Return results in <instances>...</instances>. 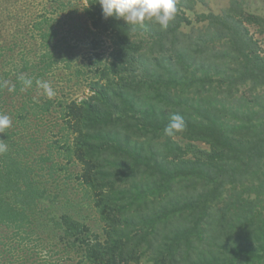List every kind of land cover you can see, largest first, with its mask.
Returning a JSON list of instances; mask_svg holds the SVG:
<instances>
[{
  "label": "trees",
  "instance_id": "1",
  "mask_svg": "<svg viewBox=\"0 0 264 264\" xmlns=\"http://www.w3.org/2000/svg\"><path fill=\"white\" fill-rule=\"evenodd\" d=\"M0 2V264H58L69 246L77 264H264V56L245 26L264 35L263 15L232 0L191 18L176 0L166 29L145 22L147 55L98 0ZM55 77L90 93L49 98L38 82ZM72 178L100 229L61 194Z\"/></svg>",
  "mask_w": 264,
  "mask_h": 264
},
{
  "label": "rangeland",
  "instance_id": "2",
  "mask_svg": "<svg viewBox=\"0 0 264 264\" xmlns=\"http://www.w3.org/2000/svg\"><path fill=\"white\" fill-rule=\"evenodd\" d=\"M28 1H33V7H35L36 9H40L43 4L45 5L47 0H9V6L13 5L14 3L18 6V4L20 3H26ZM242 1L243 6L247 9V12H254L257 14H261L264 16V0H240ZM232 0H185V4L180 8L179 13H186V15L190 16L191 18H195L196 14L198 13H203L205 12L206 14L209 13H222L224 10L232 7L231 4ZM0 6H1V2H0ZM38 6V8H37ZM178 6L176 5V8ZM149 20H145L143 22V24H136L139 27V31L137 33L138 37L140 40H143V45H144V51L147 55H153V54H157V51L159 49V47H156L155 50L152 48V45L154 44V40L151 38V35H149V32L146 31V24L145 22H147ZM153 22V21H152ZM246 27H248L249 31H250V36L253 35L254 38L259 40V44L261 46V55L264 56V35H262L258 30L257 27L254 25H250V24H246ZM186 31H191L190 28H185ZM107 47H104V51H106L107 53ZM86 52H88L87 47H85ZM105 57H107L105 55ZM160 72H162V68L159 69ZM61 79H57V77H55L51 82H50V86L51 88L54 90V93L56 95H61L60 92H62V90L64 89V95L68 94V92L70 90H68L67 87H64L63 82H61ZM248 87H250V84L248 85ZM248 87H245L243 85H241V90L238 93V96L240 94H242V92L244 90H246ZM67 88V89H66ZM256 92H258V90H256ZM90 93V88H83L80 92H74L71 93V91L69 92V94H73L74 98H83L87 95H89ZM260 102V101H259ZM261 106L260 105H256L255 108L259 109ZM54 115H58V113H55ZM48 119V118H47ZM57 119H53L50 121V125L53 122H56ZM49 121V120H48ZM57 121H61L59 124H57L56 126L53 125L51 126L52 131H50L47 135L48 140H54L57 138H60L61 135L59 133L60 124H63V120L62 118L59 117V120ZM42 128H45L44 126H42ZM199 145H201L202 147H207V145H203L201 143H199ZM71 168L74 171H79L81 169V167L78 164H74L71 166ZM63 181V180H62ZM72 187L69 188L68 191L66 190H60L61 194H65V195H71L72 198L76 199V202H80L81 204V211H77L78 208H76V211H72V213L77 216V218L87 222L92 228L94 229H100V220H99V216L96 213V211L87 204V200L83 197V192L78 188L79 187V183L76 179L72 178ZM79 190V192H78ZM78 192V193H76ZM63 198V196H62ZM45 254V253H44ZM78 254L76 251H74L70 246L68 249V252L66 254L62 253L60 255L55 256L56 258H60L61 262L58 264H77V262L79 261V258L77 257ZM146 264V263H145Z\"/></svg>",
  "mask_w": 264,
  "mask_h": 264
},
{
  "label": "clouds",
  "instance_id": "3",
  "mask_svg": "<svg viewBox=\"0 0 264 264\" xmlns=\"http://www.w3.org/2000/svg\"><path fill=\"white\" fill-rule=\"evenodd\" d=\"M102 8L104 19H123L127 24H143L145 20L155 21L163 28H167L169 22L174 18L176 0H98ZM25 87H31L32 80L20 77ZM45 94L51 98L55 95L54 90L47 82H38ZM10 91L14 89H9ZM11 120L7 115L0 114V133L10 127ZM185 127L183 117L173 115L170 123L164 128L167 136H173L176 132L182 131ZM7 150V145L0 142V153Z\"/></svg>",
  "mask_w": 264,
  "mask_h": 264
}]
</instances>
